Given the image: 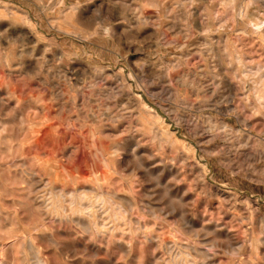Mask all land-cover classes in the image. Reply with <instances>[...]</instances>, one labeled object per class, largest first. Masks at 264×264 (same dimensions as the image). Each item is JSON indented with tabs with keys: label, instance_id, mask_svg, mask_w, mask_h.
Listing matches in <instances>:
<instances>
[{
	"label": "rangeland",
	"instance_id": "rangeland-1",
	"mask_svg": "<svg viewBox=\"0 0 264 264\" xmlns=\"http://www.w3.org/2000/svg\"><path fill=\"white\" fill-rule=\"evenodd\" d=\"M0 96V264H264L259 0H0ZM24 170L129 217L40 238Z\"/></svg>",
	"mask_w": 264,
	"mask_h": 264
},
{
	"label": "bare ground",
	"instance_id": "bare-ground-1",
	"mask_svg": "<svg viewBox=\"0 0 264 264\" xmlns=\"http://www.w3.org/2000/svg\"><path fill=\"white\" fill-rule=\"evenodd\" d=\"M260 3L264 6V0H259ZM262 23V22H261ZM257 26V29L260 30V22H257L255 24ZM255 26V28H256ZM180 27V26H179ZM103 28V27H102ZM180 30V29H179ZM262 30V29H261ZM258 31V30H257ZM101 34V33H100ZM214 41V40H213ZM185 75V74H184ZM185 77V76H182ZM181 77V78H182ZM236 77V76H235ZM176 80V79H175ZM183 80V79H182ZM192 85V84H191ZM200 86V85H199ZM202 87V84H201ZM206 88V87H205ZM197 90V89H196ZM1 97V96H0ZM78 100H73L75 107H78ZM130 101V100H129ZM46 105V104H45ZM44 106V105H43ZM108 109V108H107ZM256 110V109H255ZM40 111V110H39ZM44 111V110H43ZM42 112V111H41ZM45 112V111H44ZM77 112V111H76ZM91 112V111H90ZM95 112V111H94ZM98 112V111H97ZM106 112V111H105ZM40 114V112H38ZM99 113V112H98ZM43 114V113H42ZM109 114V113H108ZM77 115V114H76ZM90 115V114H89ZM96 115V114H95ZM104 115V114H103ZM110 115V114H109ZM108 115V116H109ZM85 116V115H84ZM93 116V115H92ZM102 116V115H101ZM87 117V116H86ZM107 117V116H106ZM65 118V117H64ZM80 117L78 116V119ZM109 118V117H108ZM82 119V118H81ZM80 119V120H81ZM112 119V118H111ZM113 120V119H112ZM115 120V119H114ZM83 123V120H81ZM85 121V120H84ZM87 121V120H86ZM90 121V120H89ZM94 121V120H93ZM62 122H64L62 120ZM92 122V121H91ZM105 122V121H104ZM81 123V124H82ZM95 123V122H94ZM86 124V123H84ZM101 123H99L100 125ZM42 125V124H41ZM62 125V124H61ZM92 125V124H91ZM127 125V124H126ZM43 126V125H42ZM53 126V125H52ZM84 126V125H82ZM86 126V125H85ZM95 127V126H94ZM92 127V128H94ZM97 127V124H96ZM104 127V126H103ZM122 127V126H121ZM42 128V127H41ZM87 128L89 129V127L87 126ZM53 129V128H52ZM61 129V128H60ZM65 129V128H64ZM67 130V129H66ZM97 130V129H96ZM101 131V130H100ZM96 131H94L95 133ZM102 132V131H101ZM38 133V132H37ZM36 133V134H37ZM98 133V132H97ZM104 133V132H103ZM33 134V133H32ZM66 135V134H65ZM70 135V134H69ZM95 135V134H94ZM99 139V138H98ZM27 144V143H26ZM25 144V145H26ZM138 144V143H136ZM27 146V145H26ZM25 146V147H26ZM23 147V144H22ZM137 147V146H136ZM9 148V151L10 152ZM22 149V148H21ZM28 149V148H26ZM33 149V148H32ZM122 149V148H121ZM17 150V149H16ZM34 150V149H33ZM75 150V149H74ZM120 150V149H118ZM133 150V149H132ZM21 151V150H20ZM26 151V150H25ZM73 151V150H72ZM78 151V150H77ZM133 152V151H132ZM11 153V152H10ZM16 153V152H15ZM76 153V152H75ZM28 154V153H27ZM77 154V153H76ZM138 154V153H137ZM112 155V154H111ZM114 155V154H113ZM15 157V156H14ZM137 157V156H136ZM150 157V156H149ZM130 161V160H129ZM127 161V162H129ZM105 164L109 167V165L107 164V162L104 161ZM138 162V161H137ZM141 162V161H139ZM138 162V163H139ZM135 164V163H134ZM140 164V163H139ZM22 166V164H21ZM128 166V165H127ZM106 167V166H105ZM144 167V166H143ZM147 167V166H146ZM134 168V167H133ZM141 168V166H140ZM109 169V168H108ZM113 170V169H112ZM25 171V170H24ZM107 171V170H106ZM116 171V170H115ZM114 171V172H115ZM131 172V171H130ZM26 175L28 176V178L34 182V187L36 188V191H34V194L32 195V201L34 202V206L35 208H37V212L38 214L36 215V217L31 216L29 214H27V216L25 217L26 220H30L29 224H31L33 226L34 231H36L39 235L40 238H43V231H41L39 228H37V224L39 223V221H41V219L44 216H53L55 219L57 220H68L73 222L76 226L81 227L85 232L87 233H95L98 235H104L106 232L112 231V230H118L120 228L121 223L127 218L129 217V212L125 209L121 210V206L120 205H116L115 201H114V196H106L103 193H96L95 196H93L94 198H88V196L85 193H80L79 195H75L74 193H70L69 194V198L71 207L70 210L68 208H66L65 204L66 202H64L65 198H66V194L64 195L63 193H59L58 195H56L57 197H54L56 199L53 198H44L42 196L39 195L38 193V188L41 187L40 182H35L34 179V173L32 172H28L25 171ZM110 173V172H109ZM56 174V173H55ZM108 174V173H107ZM116 174V173H114ZM15 176V175H14ZM95 176V175H94ZM99 176V175H98ZM128 176V175H126ZM143 176V175H142ZM96 179L94 180L95 183L98 185V187H100V180L98 177H95ZM149 179V178H148ZM147 180V179H146ZM37 181V180H36ZM105 181V180H104ZM149 181V180H148ZM30 182V181H29ZM104 185V184H103ZM106 185V184H105ZM41 190V189H40ZM43 194V193H42ZM150 196V195H149ZM116 200V198H115ZM114 205V206H113ZM74 206V207H73ZM112 220V221H111ZM33 221V223H32ZM116 222V223H113ZM28 224V225H29ZM131 224V223H130ZM221 228V227H220ZM22 229L25 230V228L22 227ZM29 229V228H28ZM138 232V231H137ZM225 240V239H224ZM51 241L53 242V240L51 239ZM28 243V247L29 249L32 250L33 255H34V262L35 264H46L43 260L39 259L36 255V252L33 250L32 248V243L30 241V239H25V243ZM240 245V244H239ZM194 250V249H193ZM94 256V255H93ZM209 258V257H208ZM32 259V260H33ZM196 264V263H195ZM203 264V263H202ZM205 264V263H204Z\"/></svg>",
	"mask_w": 264,
	"mask_h": 264
}]
</instances>
